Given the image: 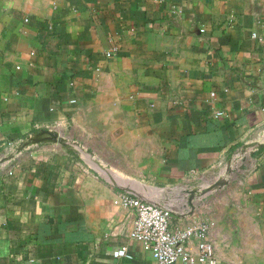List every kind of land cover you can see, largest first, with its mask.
<instances>
[{
  "label": "crops",
  "instance_id": "crops-1",
  "mask_svg": "<svg viewBox=\"0 0 264 264\" xmlns=\"http://www.w3.org/2000/svg\"><path fill=\"white\" fill-rule=\"evenodd\" d=\"M0 117V155L54 128L151 186L208 183L264 127V0H0ZM229 186L172 224L207 221L217 264H264V146ZM121 191L61 144L26 149L0 170V264H158Z\"/></svg>",
  "mask_w": 264,
  "mask_h": 264
},
{
  "label": "built area",
  "instance_id": "built-area-1",
  "mask_svg": "<svg viewBox=\"0 0 264 264\" xmlns=\"http://www.w3.org/2000/svg\"><path fill=\"white\" fill-rule=\"evenodd\" d=\"M200 30L203 31L204 28L201 27ZM115 50L116 46L111 47L106 51V55H111ZM211 95L215 96V91H212ZM223 114L221 109L214 110L217 117ZM162 201L170 206L166 201ZM121 203L135 212L130 236L139 240L143 249L149 252L158 264H172L177 260H181L183 264L218 263L211 227L207 221L174 226L169 208L158 206L125 190L121 191ZM193 243L196 250L193 249ZM115 252L132 257L126 246L118 247Z\"/></svg>",
  "mask_w": 264,
  "mask_h": 264
},
{
  "label": "water",
  "instance_id": "water-1",
  "mask_svg": "<svg viewBox=\"0 0 264 264\" xmlns=\"http://www.w3.org/2000/svg\"><path fill=\"white\" fill-rule=\"evenodd\" d=\"M264 128L258 130L254 135L249 139L244 141L239 145L229 156L228 160L225 163V168L228 175L220 172L217 177L209 183L196 184L192 186H185L181 188V191L184 193L183 197L186 199L189 208L183 211L174 210L172 207L164 204L162 199L156 197L155 194L149 191L151 187L145 181L134 178L128 174L123 173L114 165L110 164L108 161L104 160L100 155L88 147L85 143L81 142L78 139L72 138L61 131L54 128H41L38 131H34L29 135L20 139L17 143L11 146V148L0 155V170L9 165L14 161L23 151L30 148L35 144H40L44 142H54L61 144L62 146L71 149L77 153L82 158L86 159L100 174L107 177L112 183L116 186L125 190L135 196L140 197L141 199L153 202L158 206L169 208L172 213L186 217L192 214L196 209L195 200L203 199L208 194L212 193L214 190L222 188L225 186L236 168L232 166V162L235 159L237 153L245 152L248 150L249 154L254 152L256 149H259L264 146V139H258V135L263 131ZM245 157V154L242 155L241 159ZM224 168V169H225ZM113 173L118 174L120 177L117 179ZM130 182L137 183L141 188L132 186ZM150 186V187H149Z\"/></svg>",
  "mask_w": 264,
  "mask_h": 264
},
{
  "label": "rangeland",
  "instance_id": "rangeland-1",
  "mask_svg": "<svg viewBox=\"0 0 264 264\" xmlns=\"http://www.w3.org/2000/svg\"><path fill=\"white\" fill-rule=\"evenodd\" d=\"M264 128V127H263ZM245 158H246V156L245 157H243L242 158V160H241V162L243 161V160H245ZM239 165V164H238ZM225 166V164L222 166V169H223V167ZM237 167V166H236ZM222 169H220L219 171L221 172V170ZM234 171H235V169H234ZM233 171V172H234ZM220 172H210L209 174H206V175H204V177H199V178H197V180H203V179H207V178H212L213 179V177L214 176H216V175H219V173ZM232 175V174H231ZM217 177V176H216ZM215 177V178H216ZM214 178V179H215ZM213 179V180H214ZM231 179V178H230ZM211 180V179H210ZM209 182H211V181H209ZM208 182V183H209ZM229 182H230V180H229ZM229 182L225 185V186H223L222 188H219V189H216V190H214L213 191V195H217V196H220V195H224V193H225V191H228L229 190V188H230V186H229ZM196 184H199V183H196ZM196 184H194V185H196ZM201 184V183H200ZM202 184H204V183H202ZM190 186H192V185H190ZM165 188V187H164ZM180 187H176L175 189H172V188H169V189H167V188H165L166 189V192H164V196H161V198H163V199H165L166 200V202L174 209V210H178V211H183V209L181 208L182 207V205H183V202L184 203H187V201H186V199H184L183 198V196L181 197V196H179V194H177V193H175V192H177V190L178 191H180L181 192V188L179 189ZM168 191V192H167ZM169 194V195H168ZM226 194V193H225ZM160 198V199H161ZM162 199V200H163ZM164 200V201H165ZM200 199H198V200H195V204H197V201H199ZM171 202V203H170Z\"/></svg>",
  "mask_w": 264,
  "mask_h": 264
},
{
  "label": "bare ground",
  "instance_id": "bare-ground-1",
  "mask_svg": "<svg viewBox=\"0 0 264 264\" xmlns=\"http://www.w3.org/2000/svg\"><path fill=\"white\" fill-rule=\"evenodd\" d=\"M258 137V139H264V129H263V131L257 136ZM245 154V156H247V155H249V152H248V150L247 151H245V152H239V153H237V155H236V157H235V159L233 160V162H232V166L233 167H235V166H237L240 162H241V157H242V155H244ZM225 168V167H224ZM223 168V170L221 171L222 173H225V175H228V173L229 172H227V170H226V168L224 169ZM113 175L117 178V179H119V175L118 174H116V173H113ZM151 186V185H150ZM149 186V187H150ZM149 191L151 192V193H153V194H155L156 195V197H158V198H160L161 197V195L164 193V192H166L163 188H157V187H154V186H151L150 188H149ZM168 192V191H167ZM182 192V191H181ZM183 193V192H182ZM185 199V198H184Z\"/></svg>",
  "mask_w": 264,
  "mask_h": 264
}]
</instances>
